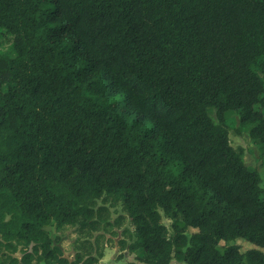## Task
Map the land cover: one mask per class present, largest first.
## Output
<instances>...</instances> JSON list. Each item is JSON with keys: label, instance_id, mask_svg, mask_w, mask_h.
<instances>
[{"label": "trees", "instance_id": "16d2710c", "mask_svg": "<svg viewBox=\"0 0 264 264\" xmlns=\"http://www.w3.org/2000/svg\"><path fill=\"white\" fill-rule=\"evenodd\" d=\"M3 32L0 264H97L46 228L96 231L107 204L143 264H264L262 178L227 117L264 162V0H0Z\"/></svg>", "mask_w": 264, "mask_h": 264}, {"label": "rangeland", "instance_id": "374dc122", "mask_svg": "<svg viewBox=\"0 0 264 264\" xmlns=\"http://www.w3.org/2000/svg\"><path fill=\"white\" fill-rule=\"evenodd\" d=\"M0 50L4 54L13 55L12 36L5 32L0 36ZM210 114L213 119L217 121L215 110H211ZM227 117L231 145L234 148H243L244 163L249 168L256 169L261 173V186L264 188V162L261 158L259 146L251 139L247 130H242L241 133H237L236 130L240 127V122L239 116L236 113L230 112ZM107 207L110 209L109 221L111 225L103 224L96 231H83V229L77 226H65L59 229L56 223H51L46 230L53 240V245L59 247L63 255L69 260H74L77 254H91L97 259V264H125L128 262L143 264L138 259L141 253L131 252L128 249V245L132 243L133 239L125 235L123 230L126 228L133 230V227L122 205L107 204ZM119 217H122V219L118 221L117 218ZM163 224L166 226V235H170L172 233V222L164 214ZM195 232H197V230L192 228L189 229V234ZM123 242H125L126 245H123ZM237 244L241 246L242 252H246L253 248L251 244L244 240H238ZM31 248L32 247L29 249ZM23 252L24 248L22 249V247H20L16 256L21 258Z\"/></svg>", "mask_w": 264, "mask_h": 264}, {"label": "crops", "instance_id": "0c3cea01", "mask_svg": "<svg viewBox=\"0 0 264 264\" xmlns=\"http://www.w3.org/2000/svg\"><path fill=\"white\" fill-rule=\"evenodd\" d=\"M261 174V173H260ZM262 178V177H261Z\"/></svg>", "mask_w": 264, "mask_h": 264}]
</instances>
